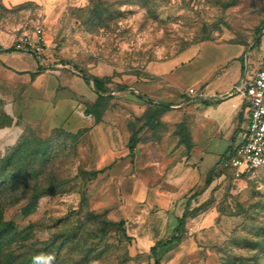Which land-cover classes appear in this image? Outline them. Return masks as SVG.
<instances>
[{
    "label": "rangeland",
    "instance_id": "rangeland-1",
    "mask_svg": "<svg viewBox=\"0 0 264 264\" xmlns=\"http://www.w3.org/2000/svg\"><path fill=\"white\" fill-rule=\"evenodd\" d=\"M3 1L10 47L41 28L48 55L39 89L0 64V160L8 156L17 175L0 177V210L23 239L3 254L25 264H154L151 248L173 237L188 211L181 242L159 250L161 264H264V169L233 183L220 162L226 141L211 145L206 161L191 157L208 142L198 102L165 110L138 98L158 84L157 66L185 51L215 55L198 47L204 42L256 46L249 62L259 48L264 55V0H48L47 10ZM243 63L245 75L247 55ZM84 75L103 79L106 92L84 85ZM69 96L80 117L93 115L89 126L45 128L48 114L66 116Z\"/></svg>",
    "mask_w": 264,
    "mask_h": 264
},
{
    "label": "crops",
    "instance_id": "crops-1",
    "mask_svg": "<svg viewBox=\"0 0 264 264\" xmlns=\"http://www.w3.org/2000/svg\"><path fill=\"white\" fill-rule=\"evenodd\" d=\"M3 3L7 8L35 3L47 10L48 0H4ZM4 35L0 31V64L14 73L21 74L25 80L31 83V87L39 89L40 83L47 79V75L42 72L40 65L48 55H43L42 61L39 62L33 55L28 53L16 51L8 53L6 50L13 48L10 47L13 44V40L8 39ZM207 45L212 46L216 51L215 55L194 56L192 53L185 55V51L178 56L179 59L177 58L178 61L175 63L168 66H157L152 71V74L160 77L158 84L143 87L141 89L142 93L138 96L142 100H145L146 96L157 100V105L165 110L183 108L186 104L184 103L185 98L194 99L198 102V108H200L198 109V123L203 130V134H205L204 139L208 140V142L205 145V150L196 146L190 154L192 159L203 156L205 161L209 157H213L210 152L211 145H219L226 141L228 145L226 153H224L225 156L230 150L244 141L247 117L242 98L235 96L221 100V97L227 95L245 76H251L264 61V55L261 54V49L259 48V52L255 55L253 62H249V57L255 51L256 46L247 48L239 44L207 41L198 47L201 48ZM259 46H263L262 42H260ZM245 55H247V70L244 75L243 60ZM195 62H198L196 66L198 69H195L197 75L194 78L193 69L190 68H194L192 64ZM189 77L192 79V83L188 86L187 80ZM83 83L87 85L85 80ZM190 89H196L197 95H189ZM55 96L56 92L51 93L52 106ZM65 102L67 107L66 116L50 119L51 115L48 114L49 118L44 121V127L47 129L63 127L72 132L74 128L80 129L89 126L88 120L93 115L83 111V118L80 117L78 115L80 111L76 106L78 102L71 96L65 98ZM141 132L138 136V141L142 136ZM182 148H184L183 145L181 146ZM137 150L138 143L133 155ZM129 155H131L130 152ZM217 157L215 156V160ZM205 161L203 162L205 163Z\"/></svg>",
    "mask_w": 264,
    "mask_h": 264
},
{
    "label": "built area",
    "instance_id": "built-area-1",
    "mask_svg": "<svg viewBox=\"0 0 264 264\" xmlns=\"http://www.w3.org/2000/svg\"><path fill=\"white\" fill-rule=\"evenodd\" d=\"M46 48L44 30L37 28L33 36H25L13 45L16 52L33 55L42 61ZM189 95H197L190 89ZM241 97L247 117L244 141L230 150L223 158L221 166L230 173L233 183H238L264 169V61L251 75L241 79L221 100Z\"/></svg>",
    "mask_w": 264,
    "mask_h": 264
},
{
    "label": "trees",
    "instance_id": "trees-1",
    "mask_svg": "<svg viewBox=\"0 0 264 264\" xmlns=\"http://www.w3.org/2000/svg\"><path fill=\"white\" fill-rule=\"evenodd\" d=\"M262 30L259 32V35L261 34ZM260 44V41L258 42V45ZM257 45V46H258ZM14 49L10 48L7 49L6 52L10 53L13 52ZM83 79L85 80V83L88 86H93L95 89V92L102 96L106 92V84L103 79H100L98 77L93 76H87L84 75ZM153 121V118L149 120L151 123ZM142 131V128L138 131L134 132L129 140L128 149L131 155H133L134 150L136 148V145L138 143V136L140 132ZM224 158V157H223ZM221 159V163H222ZM11 159L7 156L5 159L0 160V177H7V178H13L16 177V173L8 172V166L7 163H9ZM219 162V163H220ZM98 173H102V171H98ZM4 189H7L4 188ZM10 189V188H9ZM2 190V189H0ZM47 193H40L37 194L35 198H40L44 196ZM189 217V212L185 211L182 218L179 219V224L176 228V234L167 240H161L157 242L152 248H151V254L154 259V264H161V259L158 256L159 250L164 247H168L173 244H179L186 232V220ZM22 231L19 230V227L16 226L11 221H5L3 218V213L0 210V264H25V257L23 255H4L3 250L7 246V244L16 243L17 248H21L22 244Z\"/></svg>",
    "mask_w": 264,
    "mask_h": 264
}]
</instances>
